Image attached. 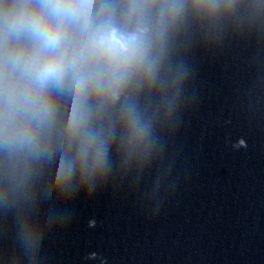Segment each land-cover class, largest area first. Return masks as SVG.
Listing matches in <instances>:
<instances>
[{"label":"clouds","instance_id":"clouds-1","mask_svg":"<svg viewBox=\"0 0 264 264\" xmlns=\"http://www.w3.org/2000/svg\"><path fill=\"white\" fill-rule=\"evenodd\" d=\"M91 6L92 0H42L39 12L22 6L5 17L4 25L8 32H26L36 42V54L28 58L25 69L39 90L62 81L68 72L72 73L78 88L86 86L87 81L75 59H67L61 45L65 22L81 18L86 21ZM36 103L42 114H46V102L38 98Z\"/></svg>","mask_w":264,"mask_h":264}]
</instances>
